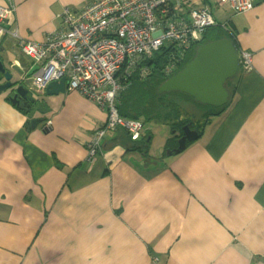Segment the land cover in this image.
Listing matches in <instances>:
<instances>
[{"label": "crops", "instance_id": "crops-1", "mask_svg": "<svg viewBox=\"0 0 264 264\" xmlns=\"http://www.w3.org/2000/svg\"><path fill=\"white\" fill-rule=\"evenodd\" d=\"M90 1L13 0L14 15L0 23L12 82L32 86L33 68L12 33L45 42L63 29L65 8ZM187 1L235 34L252 68L180 154L151 156L143 122L141 148L113 131L88 162L105 109L65 90L35 93L27 110L0 92V264H264V0L244 13Z\"/></svg>", "mask_w": 264, "mask_h": 264}, {"label": "built area", "instance_id": "built-area-1", "mask_svg": "<svg viewBox=\"0 0 264 264\" xmlns=\"http://www.w3.org/2000/svg\"><path fill=\"white\" fill-rule=\"evenodd\" d=\"M216 5L244 13L252 9L253 0H216ZM14 13L13 0H0V23ZM61 20L63 29L52 32L45 42L21 39L17 33L12 37L20 53L32 62L35 93L64 79L67 91L106 110L105 124L87 144L88 162H93L110 132L123 130L133 141L142 136L141 122L118 113L121 81L126 82L137 69L141 73L140 65L161 48L172 49L181 58L216 25L209 8H195L187 0H91L77 12L65 8ZM238 54L242 70H250L251 54L241 50ZM174 57L164 70L168 74L176 65Z\"/></svg>", "mask_w": 264, "mask_h": 264}, {"label": "water", "instance_id": "water-1", "mask_svg": "<svg viewBox=\"0 0 264 264\" xmlns=\"http://www.w3.org/2000/svg\"><path fill=\"white\" fill-rule=\"evenodd\" d=\"M239 69L240 56L229 39L208 41L197 45L193 58L181 70L168 77L158 87L157 94L179 92L200 105L221 108L230 98L226 83L238 75ZM2 79L0 92H9L8 102L16 108L29 110L35 101L33 87L12 82L10 72L0 60V81ZM65 90V81L61 79L58 82L49 83L46 86L45 95L57 96L63 94ZM39 123V119H32L27 122V125L34 129ZM188 127L190 123L182 128L183 135L177 141V148L168 151V156L182 153L187 144L198 139V132ZM185 130L188 131L185 132Z\"/></svg>", "mask_w": 264, "mask_h": 264}, {"label": "trees", "instance_id": "trees-1", "mask_svg": "<svg viewBox=\"0 0 264 264\" xmlns=\"http://www.w3.org/2000/svg\"><path fill=\"white\" fill-rule=\"evenodd\" d=\"M221 38H227L229 39L233 46L235 47L236 51L239 52V49L236 44V38L235 34L229 30L228 27H220L219 25H215L213 27L208 28L201 41L199 44L206 43L208 41H214V40H219ZM197 45H194L191 47L188 51H185L183 56L180 58V56L177 58V53H172V49L169 50L167 47L161 48L157 52L154 53L151 59L146 60L141 67V73H139V69L134 71V74L130 75L128 78H126L125 81H121L122 85H124L122 91L119 94L118 101H117V110L120 116L130 119V120H135L143 123V119L146 120H151V119H156L158 121H165L169 122V120L173 123L171 124L169 122V125L171 124L173 129H178L182 124L188 123V122H198L201 123V120H206L208 118H212L214 115L219 116L221 115L224 110H226L227 105L229 104L230 100H228V103L221 108H214V107H208V106H203L200 107V104L196 103L193 99L190 97L186 98L189 99L188 103L191 106H180L176 104V102L173 99L178 97H172L170 94H162L158 95L157 94V89L158 87L170 76V74L166 73L164 70L167 66H169V61H171V56L174 57V62H175V67L173 68V73L178 72L181 70L194 56L195 54V48ZM177 58V59H176ZM146 69V70H145ZM243 70L239 69L238 76L241 74ZM145 73V79L142 81L140 80V77L144 75ZM235 77V78H236ZM231 79L227 81L226 83V90L228 92L231 91V83L235 79ZM135 84H143L146 86H150L152 89L151 94L146 95L145 93L140 94V96H143L144 101L141 104V106L134 107L131 106L130 104L134 103V100L129 103V96L131 95L132 88L135 86ZM142 85V86H143ZM148 88V89H150ZM233 91V90H232ZM231 91V93H232ZM150 95H155V105H156V110H155V116L152 113H149L146 111L147 105H143L145 102L148 100L152 101ZM143 98H140L143 99ZM179 99H185V97L180 96ZM119 102V103H118ZM195 107V108H194ZM197 108V109H196ZM195 109V110H194ZM149 113V115H148ZM149 116L148 118H146ZM152 120V121H153ZM155 120V121H156ZM198 131L200 130V127L198 126ZM141 141H134V146H136L138 149L141 148L143 145L140 144ZM191 144V143H190ZM188 144L187 146H189Z\"/></svg>", "mask_w": 264, "mask_h": 264}, {"label": "rangeland", "instance_id": "rangeland-1", "mask_svg": "<svg viewBox=\"0 0 264 264\" xmlns=\"http://www.w3.org/2000/svg\"><path fill=\"white\" fill-rule=\"evenodd\" d=\"M142 85L143 84H141V85L135 84V86L132 88L133 90L131 92V95L129 96L130 98L128 101L129 103H131V101L134 100V103L130 104L131 106L139 108L144 101L143 96H140V94H142V93H145L146 95L151 94L152 89L150 88V86H152V85H150V86H146V85L142 86ZM148 88H150V89H148ZM168 94L172 95V97H178V96L179 97L180 96L185 97V99H179V97H178V99L172 98V100H174L176 102V104H178L180 106H185V105L188 106L189 105L188 103H190L189 99H186L188 97L182 93L171 92ZM150 96H151L152 101L148 100L143 105H145V106L147 105L146 111L149 113H152L155 116V110H156L155 95H150ZM140 98H143V99L140 100ZM189 106H191V104ZM200 107H202V106L200 105ZM149 113H148V115H149ZM148 117L149 116H147L146 118H148ZM142 120L144 123H146L145 127L148 129V134H150V136L153 137V141L151 143V146L148 149L149 154L153 157L159 156V157H165L164 159L169 158V156L167 155L168 151H171L170 148H174L176 145V142L173 139V135H172L173 133L170 130V126H172L171 124L173 123V121L171 122L169 120V122L171 123L169 125V122L158 121L156 119H154V120L151 119V120H153L152 122H150L149 119L146 120V119L142 118Z\"/></svg>", "mask_w": 264, "mask_h": 264}, {"label": "flooded vegetation", "instance_id": "flooded-vegetation-1", "mask_svg": "<svg viewBox=\"0 0 264 264\" xmlns=\"http://www.w3.org/2000/svg\"><path fill=\"white\" fill-rule=\"evenodd\" d=\"M173 73H170V76L172 75ZM205 120H201V123H204ZM190 123V127H188L190 130H196L198 132V126L200 127L201 126V123L198 122H188V123H185V124H182L178 129H173L172 127H170V130L172 131V135H173V139L174 141L176 142V145L174 148H170V150H173V149H176L177 148V141L178 139L183 135L182 133V128L185 126V125H188ZM188 130H185V132H187Z\"/></svg>", "mask_w": 264, "mask_h": 264}, {"label": "clouds", "instance_id": "clouds-1", "mask_svg": "<svg viewBox=\"0 0 264 264\" xmlns=\"http://www.w3.org/2000/svg\"><path fill=\"white\" fill-rule=\"evenodd\" d=\"M199 45V44H198ZM197 47V46H196ZM242 69V68H241ZM244 71V70H243ZM144 128V127H143ZM142 137V136H141ZM141 139V138H140ZM131 140V139H130ZM138 141V140H137Z\"/></svg>", "mask_w": 264, "mask_h": 264}, {"label": "bare ground", "instance_id": "bare-ground-1", "mask_svg": "<svg viewBox=\"0 0 264 264\" xmlns=\"http://www.w3.org/2000/svg\"><path fill=\"white\" fill-rule=\"evenodd\" d=\"M190 144V143H189ZM188 145V144H187ZM187 145H186V147H187Z\"/></svg>", "mask_w": 264, "mask_h": 264}]
</instances>
